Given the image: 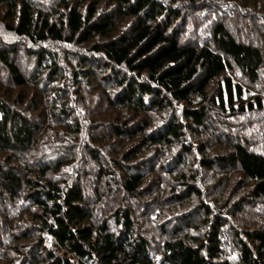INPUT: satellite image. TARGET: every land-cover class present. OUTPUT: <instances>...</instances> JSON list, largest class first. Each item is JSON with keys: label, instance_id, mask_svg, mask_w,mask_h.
I'll return each instance as SVG.
<instances>
[{"label": "trees", "instance_id": "1", "mask_svg": "<svg viewBox=\"0 0 264 264\" xmlns=\"http://www.w3.org/2000/svg\"><path fill=\"white\" fill-rule=\"evenodd\" d=\"M0 264H264V0H0Z\"/></svg>", "mask_w": 264, "mask_h": 264}]
</instances>
